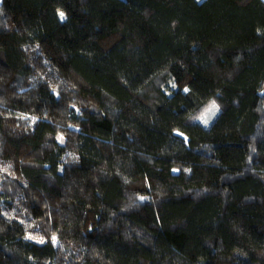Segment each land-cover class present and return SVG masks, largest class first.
<instances>
[{"label": "trees", "instance_id": "16d2710c", "mask_svg": "<svg viewBox=\"0 0 264 264\" xmlns=\"http://www.w3.org/2000/svg\"><path fill=\"white\" fill-rule=\"evenodd\" d=\"M0 264H264V0H0Z\"/></svg>", "mask_w": 264, "mask_h": 264}, {"label": "snow or ice", "instance_id": "6c2138e0", "mask_svg": "<svg viewBox=\"0 0 264 264\" xmlns=\"http://www.w3.org/2000/svg\"><path fill=\"white\" fill-rule=\"evenodd\" d=\"M59 15H60L61 19L64 18V13H63V12H61ZM185 91H187V89H185ZM217 110H218V105H216V103L213 101V102L209 105V107L205 110V113L200 117V119H201L205 124H207V123H208V119H207V117H208L209 115H214L215 112H216ZM61 139H62V137H61ZM53 239H55V238H53ZM41 242H43V241H41Z\"/></svg>", "mask_w": 264, "mask_h": 264}, {"label": "rangeland", "instance_id": "374dc122", "mask_svg": "<svg viewBox=\"0 0 264 264\" xmlns=\"http://www.w3.org/2000/svg\"><path fill=\"white\" fill-rule=\"evenodd\" d=\"M215 103H216V102H215ZM210 104H211V103H210ZM216 105H218V104L216 103ZM208 107H209V106H208ZM219 112H220V107H219V105H218V110L215 112V114H214V115H209V116L207 117V119H208V123H207V124H205L200 118H198L197 121H199L200 123H202L204 126L208 127V126L211 125V123L213 122V120L215 119V117L218 115ZM204 113H205V111L200 115V117H201Z\"/></svg>", "mask_w": 264, "mask_h": 264}]
</instances>
